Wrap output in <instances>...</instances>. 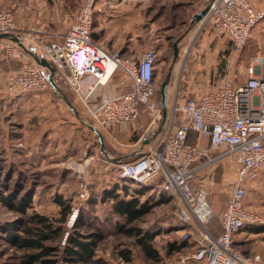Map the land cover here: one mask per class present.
<instances>
[{
  "label": "built area",
  "instance_id": "obj_1",
  "mask_svg": "<svg viewBox=\"0 0 264 264\" xmlns=\"http://www.w3.org/2000/svg\"><path fill=\"white\" fill-rule=\"evenodd\" d=\"M108 2L81 0L74 24L64 41L43 44L39 55L60 71L65 64L74 69V92L83 105L90 125L99 128L127 127L150 114L160 122L163 117L161 95L155 85L157 54L147 50L137 57H123L93 45L95 15L101 13ZM264 19V7L255 9L251 0H214L205 17L217 35H227L233 52L246 48L253 30ZM17 29L12 9L0 11V35H12ZM19 40H22L19 38ZM20 42L0 40V59L7 55L20 59L23 64L18 72L8 76L6 92L13 96L27 93H46L51 87L49 71L37 64ZM36 50V48H34ZM10 51L16 53L11 55ZM80 54L88 58L80 59ZM86 58V57H85ZM83 62L85 63L83 67ZM113 70L109 71V65ZM120 69L130 82V90L124 94L97 93V87L106 86ZM1 70V67H0ZM82 76L94 79L92 86L83 89ZM105 82V83H104ZM80 97V98H79ZM167 128L159 147L153 148L133 161L119 162L118 179L142 185L159 180L160 191L171 194L178 203L177 219L182 225L192 227L183 238L192 239V231L198 232L196 249L188 260L204 264H264L260 255L252 260L244 257L234 245L236 236L246 228L264 225V219L248 210L245 201L248 184L264 174V54L252 59L246 66V79L236 84L229 72L220 87L200 99L180 100L177 96L167 116ZM192 133L209 141V148H199L189 143ZM210 151H222L217 159L195 166L201 158H209ZM233 157L238 165L236 183L225 209L217 215L211 206L207 184L199 178V172L219 159ZM88 160L78 165L79 179L77 202L68 216L67 227L72 229L89 199L90 185L86 180ZM90 160H93L91 157ZM216 217L222 225L219 237H213L207 225ZM69 232L62 240L64 245ZM254 262V263H252Z\"/></svg>",
  "mask_w": 264,
  "mask_h": 264
},
{
  "label": "rangeland",
  "instance_id": "obj_2",
  "mask_svg": "<svg viewBox=\"0 0 264 264\" xmlns=\"http://www.w3.org/2000/svg\"><path fill=\"white\" fill-rule=\"evenodd\" d=\"M13 1L10 4L4 1L0 9L1 11L9 8L15 13L17 29L11 36L21 38L22 40H19V42L26 49L29 51L34 50V56L28 53L33 60L36 57L39 58L41 57L39 54L43 52L42 43L50 44L57 42V0H47L45 4L47 18L55 22V26L51 27L56 33L54 35H45L40 32L43 30L42 26L39 25L40 18L43 17L44 13L39 16V9L44 4L39 3L37 0ZM103 1L108 2V5L104 6L101 13L95 15L92 36L93 45L104 47L108 52H117L125 58L137 57L139 53L142 54L147 50L155 51L157 54L156 65L158 67V75L157 78H154V81L159 92L162 83L165 81L172 67L167 101H174L177 96L179 98L185 97V99L192 98L194 95L186 89V70L190 66V60L193 58L192 54L196 50L202 49L213 52L215 44L213 36L215 32L212 26L210 24L206 25L205 19L199 23L193 21L195 20L194 17H196L195 14L204 10L214 0ZM22 2L29 7V10L24 9V12L28 14V18L30 17L29 21L31 22H21L19 21L20 19L16 18L19 4ZM80 2L81 0H78V4L75 7L72 5L71 18H74L72 14H75L76 17ZM106 32L110 33L109 43L107 41L103 43L102 41V36H105ZM134 36H136V40L133 39ZM5 40L11 39L7 38ZM174 43L178 44L180 55L173 66L171 54ZM18 46L21 47L20 45ZM34 47L37 49L35 50ZM231 50L232 48L228 44H223L222 80L230 72L235 80L239 82L242 81L244 68L252 60L253 54L247 47L241 52H232L230 55ZM19 61L21 64L18 61H14V70L18 71L20 66H22L23 62L20 59ZM58 72L66 81L67 86L61 84L62 87L65 90H72V92L69 91L67 97L70 101H75L74 105L81 110L83 119H85L84 115L86 111L80 103V99H75L76 93L74 90L77 86L75 83L72 84L73 77L76 75L75 70L70 68L68 64H65L60 71L56 70L54 76L56 83ZM115 74L117 79L126 82V75L120 69ZM80 81L83 89H86L92 86L94 79L89 76H82ZM110 82L111 80L106 86L97 87V93L101 94V96L103 94H112L113 90ZM53 92L52 87L46 91V93H51V96L57 100V93ZM135 124L138 132L129 134V136L124 131L121 132L119 128H117V131L111 132L112 134L114 133L113 137L109 134L107 136L106 130L100 131L99 129L101 128L96 127L104 138L107 158H102L104 160V163H102L98 162L94 157H92L93 160H90L91 155H88V167L85 169L86 180L90 183L93 192L90 193L89 199L83 204L81 211H83V214H85L86 219L90 223L91 231L102 233L104 240L99 243L96 257L90 264H204L187 259L188 255L193 253L197 248L194 239L199 234L195 230L192 234V239L185 240L183 238L185 231L189 232L190 229L189 226L182 225L177 219V201L174 202L172 196L167 198L166 203H160L153 208L149 215L132 225L143 233H154L156 235L153 245L161 255L159 261H150L145 258L141 250L136 246L135 239L128 237L119 230L120 227H123L124 220L115 214L113 210L114 201L112 199L103 200L105 193L112 190L114 185L117 184L120 187L126 186L131 196L139 194L138 197L141 203H155L153 192H149L148 188H145L142 184L136 182H127V184L120 182L119 184L117 182L118 167L113 159L119 158L122 153H130L139 146H141V151L147 150L148 146L144 141L149 140V143L153 137V129L146 131V128H139L138 122ZM44 126L43 131L45 135L44 139L40 141V151H45L46 158L43 165L45 166L46 173H37L34 170H31L30 174L21 173L20 171L14 173L13 170L6 171L4 166L0 164V187H3L4 183H7L11 191L19 189L30 191L33 194V204L29 215L37 213L47 216L52 220H57L61 217L62 211L57 204L58 198H62L72 207L77 202L76 195L79 179L76 169L81 163L76 162V159L71 160V156L75 157V154L81 150V147L85 146V141L91 139L93 143L91 150L97 152V156L99 157L98 153H100L101 143L94 131L88 130V134L84 132V134H76L70 139L62 140L57 139V123L50 122L49 120L45 122ZM141 137L143 140H141ZM135 142H138L137 145L132 146L135 145ZM138 157H127L122 159V162L133 161ZM8 173H10V176L7 180L8 182H5ZM206 173H208L207 182L210 189H212L211 192L214 193L213 195L217 196L220 201H226L235 181L234 163L229 160L220 163L216 162L209 166ZM109 185H113V188L103 190L104 187ZM98 186L101 189L100 192L96 193L95 190ZM120 193L124 195L123 192ZM245 206L264 219V184L258 183L249 192ZM22 219H25V217L15 214L0 203V264H23L24 252L11 248L4 240L5 233L1 230L3 225H21ZM255 229H259L261 232L253 240L254 254L256 253L255 249L257 253L264 250V225H259ZM250 230L249 228L244 229L241 232L242 234L239 233L241 236L238 235L235 239L245 237V234L252 232ZM83 232L90 231L86 229ZM171 244L181 247V249L170 254L169 249ZM237 249L245 257H248L249 251L247 249H240L238 247ZM123 251L131 252V262H127L122 258L121 253ZM257 255L264 258L262 254H256L253 258ZM58 264L63 263L60 262Z\"/></svg>",
  "mask_w": 264,
  "mask_h": 264
},
{
  "label": "crops",
  "instance_id": "obj_3",
  "mask_svg": "<svg viewBox=\"0 0 264 264\" xmlns=\"http://www.w3.org/2000/svg\"><path fill=\"white\" fill-rule=\"evenodd\" d=\"M4 1L7 2V4L14 2L13 0H0V9L2 8V3ZM37 1L41 4H44L43 7L39 9V16H41L42 13H44L43 17L40 18L41 21L39 25L42 26L43 28V30L40 32H42L45 35L56 34L55 31L51 28L52 26H55V22L50 21L46 15L47 9L45 8V4L47 0H37ZM251 2L252 5L257 10H261L264 7V0H251ZM77 4H78V0H57V42L64 41L66 34L68 33L71 26L74 24L75 14H72L74 18H71V13H72L71 9H72V5L75 7ZM24 9L28 11L29 7H27V5H24V3L22 2L21 4H19V8L17 10L18 15H16V18L20 19L19 21L21 22L24 21L31 22L29 21L30 17L28 18V14L24 12ZM200 12L201 11L197 12L196 14ZM213 36L215 38L213 52L207 49L196 50L194 54H192L193 58L190 60L191 62L190 66H188L189 68L186 70L187 71L186 89L187 91H190V93L194 95L192 99H200L203 95L214 91L221 85L222 67H223L222 66L223 44H228L232 48V42L230 37L227 35L213 34ZM102 39H103L102 40L103 43H105V41L109 43L110 33L106 32V35L102 36ZM133 39L136 40V36H134ZM3 41L7 43V41L9 40L3 39ZM248 43L246 47L252 52L253 54L252 59H254L259 55L264 54V19L261 20L257 25L256 29L253 30V34L251 38L248 40ZM232 52H233V48L230 52V55L232 54ZM10 53L11 55H16V53L13 51H10ZM140 55L141 53H139L137 56ZM14 61L20 62L19 59H17L16 57L7 55L6 51L3 53L0 59V67H1L0 70V164L4 166L6 171L13 170L14 173L20 171L21 173L25 172L30 174L31 170H34L37 173L40 172L46 173L45 166L43 165L46 158L45 151H40V141L44 139V135H45L43 131V129L45 128L44 126L45 122L50 120V122L57 123V139L64 140V139H70L76 134L80 135V134H84V132L88 134L87 132L88 130L92 131L89 127L90 118L85 112L84 115L85 119H83V114L81 110L76 105H74L75 101H71V102L75 106L76 111L72 110L63 100L62 94L67 95L66 94L67 89L65 90V88L62 87L61 84L66 85V81L61 76V74H59V72L57 73V82H58L57 84L62 90V93H57V100L51 96V93H27V94L13 95V96L9 95L5 89L7 78L9 75L15 73V71L18 72L21 69V66L20 69H18V71L13 69ZM157 75H158V67L156 65V71H155L156 78ZM115 78H116V74L113 75L110 82V86L112 87L113 90L112 94L120 95L130 90V82L128 79H126L125 82ZM245 79H246V67L244 68L243 71L242 81L237 82L235 80V82L236 84H239L244 82ZM70 92H72L71 89ZM75 99L78 100L77 96ZM183 99H185V97L180 98V100ZM174 101H167L168 112L170 111V108L174 103ZM136 122H138L139 124L138 126H140L139 128L141 129L146 128V131L153 129V137L151 142L148 143L149 140L144 141L146 142L148 149L141 151V146H139L137 149L131 151L130 153H122L121 156H119V158H127V157L132 158L135 156L140 157L145 153H147L148 151H150L151 149L159 147L163 137V133H165V130L168 126L167 119L166 121H164L162 117V120L160 122H155L152 120L150 114L145 113L142 115L140 120L131 122L125 128L112 126L109 128H101L99 130L100 131L106 130L107 136L109 134L110 136L113 137L114 133L112 134L111 132L112 131L115 132L117 131V128H119L121 132L124 131L125 134L129 136V134L132 133L134 134L135 132H138V128L136 127L135 124ZM141 140H143L142 137ZM137 143L135 142L134 143L135 145L132 146H136ZM189 143L199 148H205V149H208L210 146L208 140L203 139L200 135H197L196 133H192L189 136ZM92 145L93 143L91 139L86 140L85 146H83V148L81 147V150H79L77 154H75V157L71 156V160L76 159V162H80L81 163L80 165H82L85 161H87L88 155H91V157L96 158L98 162L104 163V160H102V158L103 159L107 158L105 148L102 151L100 146V153H98L100 156L98 157L97 152H93L91 150ZM221 153L222 151H210L209 158L208 159L201 158L200 161L195 163V166L205 163L209 159L210 160L217 159L219 155H221ZM226 160L232 161L235 165V174H234L235 181L233 183L234 186V184L236 183L237 173H238V165L235 163L234 158L226 157L219 159L216 162L220 163ZM210 165L211 164L207 165L199 172V178L207 184V190L209 192V196H210L209 198L212 204V208L215 211V213L219 215L228 204L231 193L226 201H220L217 196L213 195L214 193L211 192L212 189H210L207 182L208 173H206ZM117 182L119 184L121 182L118 179V173H117ZM159 182H160L159 180H154L143 186L145 188H148L149 192H153V194L155 195V203L159 202L163 204L166 203L168 200L167 198L172 195L164 191H160ZM123 183L127 184L126 182ZM258 183L264 184V174H262L257 181L248 184L247 195L251 190L255 188V186L258 185ZM116 185H114V188ZM112 188L113 185L112 186L109 185L107 187H104L103 190H110ZM100 189L101 187L98 186L95 192L96 193L100 192ZM90 190H91L90 193H92L93 190L91 185H90ZM129 198H132V196ZM172 200L176 202V199L174 197ZM177 207H178V203H177ZM191 228L192 227L189 226L190 230ZM207 229L213 237L215 238L219 237L220 234L222 233V225L220 220L218 218H215L213 221L208 223ZM192 232L194 233V231ZM241 234L238 235L241 236ZM245 235L246 236L243 238L240 237V239H235L236 246L238 248L240 249L245 248L247 249V251H249L248 257L245 256L244 257L249 260H252L253 256L256 254H262L264 256V250L257 253L255 249L256 252L255 254L253 250V240L256 238L255 236L259 235V233L250 232Z\"/></svg>",
  "mask_w": 264,
  "mask_h": 264
},
{
  "label": "trees",
  "instance_id": "obj_4",
  "mask_svg": "<svg viewBox=\"0 0 264 264\" xmlns=\"http://www.w3.org/2000/svg\"><path fill=\"white\" fill-rule=\"evenodd\" d=\"M69 91H66L67 96ZM159 95H161L160 92ZM9 174H7L5 182H8ZM0 188H2L0 189V203L15 214L25 217L19 226L8 224L1 227L5 233L4 240L7 244L13 249L24 252L23 264L92 263L96 257L97 247L104 240V236L100 232L91 231V225L83 211L80 212L73 228L69 229L67 221L72 206L62 198L57 199V204L62 210L61 217L52 220L37 213L29 215L33 204V194L30 191L22 189L11 191L7 183H4L3 187ZM120 192H123L124 195H121ZM128 192L127 187L116 185L114 189L105 193L103 200L112 199L114 201L113 210L115 214L124 220V225L119 230L128 237L135 239L136 246L145 258L150 261H159L161 255L153 245L156 235L143 233L132 225L149 215L153 208L160 203H141L139 194L132 195L133 197L129 199L131 195ZM86 229L90 232L84 233L83 230ZM67 231L69 235L63 245L62 240ZM250 231L261 232L255 228H251ZM234 245L237 248L236 242ZM180 249L181 247L171 244L169 253L172 254ZM121 256L125 261L131 262V252L123 251Z\"/></svg>",
  "mask_w": 264,
  "mask_h": 264
},
{
  "label": "water",
  "instance_id": "obj_5",
  "mask_svg": "<svg viewBox=\"0 0 264 264\" xmlns=\"http://www.w3.org/2000/svg\"><path fill=\"white\" fill-rule=\"evenodd\" d=\"M211 8V4H209L204 10H202L200 13H198L195 17V20L193 22L199 23L200 21H202L203 19H205V17L207 16L209 10ZM11 39L14 42H19V38L18 37H13V36H9V35H4L1 34L0 35V40L3 39ZM19 45L21 46V48L25 51H27L28 53H30L31 56H34V50L29 51L28 49H26V47L19 43ZM178 56L177 50H176V54H175V58ZM35 61L37 62L38 65H40L41 67L47 69L49 71L48 73V81L53 89V91L55 93H62V90L60 89V87L58 86V84L55 81V73H56V68L54 66H52L45 58H41V57H36ZM172 70L173 68L171 67L169 70V73L165 79V81L162 83L161 89H160V94H161V106H162V110H163V120L166 121L167 116H168V109H167V99H168V86L172 77ZM63 100L67 103V105L74 111H76L75 106L72 104V102L70 101V99L67 97V95L62 94ZM90 129L92 131H94L100 140L101 143V150L103 151L105 148V142H104V138L102 136V134L94 127V126H89ZM122 159L124 158H117L114 159V163L118 164L119 162L122 161Z\"/></svg>",
  "mask_w": 264,
  "mask_h": 264
},
{
  "label": "flooded vegetation",
  "instance_id": "obj_6",
  "mask_svg": "<svg viewBox=\"0 0 264 264\" xmlns=\"http://www.w3.org/2000/svg\"><path fill=\"white\" fill-rule=\"evenodd\" d=\"M176 50H177L178 56L175 58ZM179 55H180V53H179L178 44L174 43L173 46H172V65L173 66L176 63V61L179 59Z\"/></svg>",
  "mask_w": 264,
  "mask_h": 264
},
{
  "label": "bare ground",
  "instance_id": "obj_7",
  "mask_svg": "<svg viewBox=\"0 0 264 264\" xmlns=\"http://www.w3.org/2000/svg\"><path fill=\"white\" fill-rule=\"evenodd\" d=\"M84 64H85V63L83 62V65H82L81 67H83V66H84ZM112 70H113V65H112V64H110V65H109V71H112ZM104 83H105V82H104ZM106 85H107V84H106ZM125 187H126V186H125Z\"/></svg>",
  "mask_w": 264,
  "mask_h": 264
},
{
  "label": "clouds",
  "instance_id": "obj_8",
  "mask_svg": "<svg viewBox=\"0 0 264 264\" xmlns=\"http://www.w3.org/2000/svg\"><path fill=\"white\" fill-rule=\"evenodd\" d=\"M87 58H88V57L86 56V58H85V60H86V61H88V59H87Z\"/></svg>",
  "mask_w": 264,
  "mask_h": 264
}]
</instances>
